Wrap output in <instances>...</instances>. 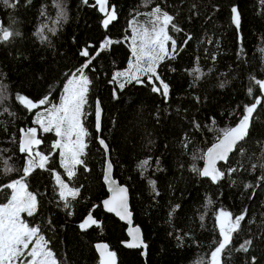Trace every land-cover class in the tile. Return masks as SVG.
Masks as SVG:
<instances>
[{
	"label": "trees",
	"instance_id": "obj_1",
	"mask_svg": "<svg viewBox=\"0 0 264 264\" xmlns=\"http://www.w3.org/2000/svg\"><path fill=\"white\" fill-rule=\"evenodd\" d=\"M15 2V7L0 2V29L19 33L0 42V86H6L0 98V185L23 174L26 154L19 151L20 130L33 127L37 109L29 112L16 95L36 103L47 96L48 104L40 107L54 103L66 79L86 60L80 51L91 45L89 51L94 55L105 38L114 41L85 70L91 80L83 118L89 136L82 159L88 171L77 166V175L68 180L51 149L54 134L37 133L38 151L50 155L46 167L70 187L80 189L79 196L70 200L73 214L69 216L58 205L51 171L37 168L26 181L39 205L34 216L21 217L40 228L59 264H98L93 247L97 241L116 253V264H208L220 241L215 223L220 210L231 213L233 219L245 216L222 254V264H252L253 258L256 264H264V97L253 114L249 135L230 153L227 163L218 165L226 173L224 179L213 184L192 170L200 169L204 150L221 130L231 127L245 105L261 95L252 79L264 74L261 0H107L117 15L107 29L102 24L105 15L99 14L92 0L88 5L82 0ZM157 6L173 16L180 29L169 26L168 34L176 42L175 58H166L157 69L170 86L167 101L151 92L146 78L144 85L127 84L122 91L109 83L130 58L125 41L129 21ZM232 6L241 15L239 30L231 22ZM41 28L43 41L36 34ZM195 68L202 73L198 81L195 73L189 74ZM97 101L101 107L99 136L108 146L113 177L128 189L133 223L147 245L143 256L140 249L121 245L126 239L125 225L100 206L106 193L101 182L103 152L94 129ZM145 159H149L146 170L139 167ZM5 162L15 170L5 174ZM229 167L238 170L227 175ZM148 180L156 182L159 195ZM9 194L8 189L0 191V203ZM176 205L179 208L170 217ZM88 212L99 227L80 231L78 225ZM248 240L252 241L248 252L235 251Z\"/></svg>",
	"mask_w": 264,
	"mask_h": 264
},
{
	"label": "snow or ice",
	"instance_id": "obj_2",
	"mask_svg": "<svg viewBox=\"0 0 264 264\" xmlns=\"http://www.w3.org/2000/svg\"><path fill=\"white\" fill-rule=\"evenodd\" d=\"M0 2L7 7L16 6L15 0H0ZM82 2L85 5L89 4V0H82ZM28 3H31V0H28ZM261 3L264 4V0H261ZM95 5H98L99 11L105 14L102 24L107 29L109 24L117 19L115 8L109 9L107 0H95ZM41 15H44V13L42 12ZM63 15L64 13L61 11L60 16L62 17ZM148 15L150 17V27L134 22L129 23L132 34L130 38L125 37L126 40H129L131 51L128 68L126 71H117L113 74L109 83L122 91L127 84L144 85V78H146L147 83L151 84V92L162 96L167 101L170 86L161 79L157 69L166 58H175L173 53L176 52V42L168 34L169 26L174 31H180V29L173 23L174 17L163 12L158 6L153 8ZM231 22L239 30L241 15L236 6L231 7ZM49 30L53 31V33L55 31L54 29ZM36 34L40 36L42 41L46 39L43 28L39 29ZM13 35H19V33H13L8 28L0 29V42H8ZM169 41H171V50L168 48ZM113 43L114 41L111 39L105 38L94 55L89 51V48L92 47L91 45L82 49L79 55L85 57L86 60L71 74V78L67 80L60 104L46 109L44 113H37V118L34 121L44 133L54 132L57 137L52 143L51 149L53 153L59 150L60 164L68 180H72L77 175V166H82L85 171H88L82 157L86 154L85 149L88 147L86 138L89 136V132L83 125L82 117L85 115L84 106L87 103L91 80L86 75L85 70L89 69L93 60L99 56L101 51L109 48ZM194 73V79L198 81L202 73H200L199 68H195L189 74L192 75ZM252 79L254 84L258 86L261 95L256 96L255 102L251 105H245L239 123L234 127L221 130V135L217 138V142L203 154V168L196 169L193 167L192 169L194 172H198L200 177L208 178L213 184L224 179L226 175L224 171L217 167L218 161L227 163L229 154L236 149L240 141L245 140L249 135V127L253 114L256 112L257 107L262 104L264 80L254 77ZM4 87L6 86H0V98H3L2 89ZM252 91L250 87L248 89L249 95H252ZM113 96L114 98L116 96L115 90L113 91ZM16 100L29 112L49 102L47 96L36 103L21 94L16 95ZM4 111H7V109L5 108ZM95 116L96 130L100 132L101 107L99 101L96 104ZM20 131L19 151L27 156L26 163L22 169L23 174L19 179H15L5 185H0V191L5 189L10 190L7 202L0 204V264H59L57 258L48 247L49 241L45 240L44 235L40 233V228L38 226H30L21 217L22 213H25L28 217L34 216L39 205L37 195L28 190L26 181L37 168L51 171L59 189L57 193L59 197L58 205L62 204L63 209L67 211L69 216L73 214L70 200H74L79 196L80 189L70 187L68 183L61 179L60 174L46 167L50 155L36 150L41 144V140L37 138L36 128L21 129ZM99 144L107 154L108 146L104 140L99 139ZM5 165V174L15 170L7 167L6 162ZM148 166L149 159L141 161L139 165L144 170ZM261 166L264 167V165ZM252 167L255 168L256 165L254 164ZM237 170V168L229 167L227 175H231ZM111 173L112 165L108 163L103 178L105 183L109 185V191L112 192V196L102 202L103 207L106 211L115 213L121 220H127L130 223L131 213L128 210L127 189L118 186L115 180L112 179ZM148 183L152 191L156 195H159L156 189V182L148 180ZM246 187H251V185H246ZM178 208L179 205L174 206L170 210L169 216L171 217ZM244 218V214H241L233 219L231 213L224 210L219 211L216 221L221 239L211 252L210 264H222V254L231 244L233 233L239 230L241 221ZM92 226L99 227V222L89 212L82 222L79 223L78 227L81 231H86ZM128 235L131 239L130 241L123 242L125 247L130 249L147 248V245L141 239L139 228L129 229ZM177 239L180 240L182 238L177 237ZM251 243L252 241L250 240L245 241L235 251L248 252V246ZM95 247L100 257L99 264H116V253L110 251L107 244L100 243L95 245ZM252 264H256L255 258H253Z\"/></svg>",
	"mask_w": 264,
	"mask_h": 264
},
{
	"label": "water",
	"instance_id": "obj_3",
	"mask_svg": "<svg viewBox=\"0 0 264 264\" xmlns=\"http://www.w3.org/2000/svg\"><path fill=\"white\" fill-rule=\"evenodd\" d=\"M94 1V3H95V0H93ZM96 6V9H97V11L99 12V14L100 15H102V16H104L105 14L104 13H101L100 11H99V6L98 5H95ZM99 50V49H98ZM262 80H264V74H263V76H262V78H261ZM97 104V103H96ZM96 104H95V111H96ZM242 117V116H241ZM241 117H239V119L231 126V127H234L237 123H239V120L241 119ZM231 127H229V128H231ZM29 128H33V127H26L25 128V130L26 129H29ZM94 129H95V131H96V135H97V143L99 144V139H102L100 136H99V133L100 132H97V130H96V116H94ZM20 136H21V132H20V135H19V139H20ZM217 142V139L215 140V141H213L205 150H204V152H203V154L204 153H206L207 152V150L214 144V143H216ZM99 147L101 148V150H102V152H103V167H102V175H101V182H102V184H103V186H104V190H105V193H106V195L100 200V206H101V209H102V211L103 212H105V213H107V214H110V215H112V216H114L118 221H120L122 224H124L125 225V229H124V232H125V236H126V239L125 240H123V241H121V245L123 246V247H125L124 246V241H130V236L128 235V232H129V229H135V228H139L136 224H134L133 223V216H132V212H131V210H130V206H129V194H128V189H127V187L124 185V184H121V183H119V181L116 179V178H114L113 177V168H112V173H111V175H112V179L113 180H115V182H116V184L118 185V186H121V187H124V188H126L127 189V198H128V210H129V212L131 213V217H130V223L127 221V220H121L115 213H112V212H108V211H106L105 210V208L103 207V201L104 200H106V199H109L111 196H112V192L111 191H109V185L107 184V183H105V181H104V171H105V168H106V166H107V164L108 163H110L111 164V162H110V159H109V153L107 152V154L105 153V150H104V148H102L101 147V145L99 144ZM230 155V154H229ZM202 157H203V155H202ZM220 163H225L224 161H218V163H217V167H218V165L220 164ZM203 166H204V160L202 159V161H201V166H200V169H202L203 168ZM89 214V212L82 218V220L87 216ZM82 220L80 221V222H82ZM99 222V221H98ZM96 227V226H95ZM89 229V228H88ZM87 229V230H88ZM79 230H80V228H79ZM81 231V230H80ZM140 235H141V239L143 240V237H142V234H141V231H140ZM143 242H144V240H143ZM100 243H104V242H102V241H97V242H95L94 244H93V247H94V251H95V253H96V255H97V257H98V264H99V259H100V257H99V253L97 252V250H96V247H95V245H97V244H100ZM145 243V242H144ZM104 244H106V243H104ZM125 248H127V247H125ZM135 249H140V254L143 256L144 254H145V249L144 248H135ZM110 251H112L111 249H109Z\"/></svg>",
	"mask_w": 264,
	"mask_h": 264
},
{
	"label": "rangeland",
	"instance_id": "obj_4",
	"mask_svg": "<svg viewBox=\"0 0 264 264\" xmlns=\"http://www.w3.org/2000/svg\"><path fill=\"white\" fill-rule=\"evenodd\" d=\"M93 1V0H92ZM151 12V11H150ZM149 12V13H150ZM149 13H144V15L143 16H141V17H134L133 19H131L130 21H129V23L130 22H134V23H136V24H139V25H144V26H147V27H150V24H149V19H150V17H149ZM131 34H132V31H131V29L129 28V33H128V36L127 37H131ZM126 41V44H127V48H128V50H129V52H130V58H131V51H130V46H129V40H125ZM168 48H169V50H171V41H169V43H168ZM129 58V59H130ZM128 62H129V60H128ZM127 68H128V63H127V65H126V67L123 69V70H119V71H126L127 70ZM75 72V71H74ZM73 72V73H74ZM117 72V71H116ZM116 72H114V74L116 73ZM72 74V73H71ZM71 78V75H69V77L66 79V81L64 82V84H63V86H62V88H61V91H60V93H59V95H58V98H57V100L54 102V103H52V104H49V105H47V106H44V107H38L36 110H35V112H34V114H33V117H32V126L34 127V128H36L37 129V133H39L40 135L42 134V133H44L43 131H42V129H40V127H39V125H37L36 123H34V121H35V119L37 118V113H44L45 111H46V109H48V108H51L52 106H54V105H59L60 104V102H61V98H62V96H63V94H64V87H65V85L67 84V80L68 79H70ZM84 112H85V106H84ZM85 116V115H84ZM84 116L82 117V121H83V118H84ZM51 133H53L54 134V132H51ZM54 136H55V134H54ZM57 139V137L55 136V139H54V141ZM54 141H52L51 142V145H52V143L54 142ZM36 150H38V149H36ZM56 153H57V156H58V162H59V165H60V167H61V164H60V157H59V150H56ZM26 159H27V156L25 155V158H24V165H25V163H26ZM62 168V167H61ZM62 170H63V173H64V169L62 168ZM65 174V173H64ZM65 176H66V174H65ZM53 177V180H54V184H55V187H56V191H57V193H58V191H59V189H58V187H57V185H56V182H55V179H54V176H52ZM19 179V178H18ZM10 195V194H9ZM8 199V198H7ZM7 202V200L5 201V202H3V203H6ZM3 203H0V204H3ZM218 213H219V211L216 213V216L218 215ZM22 214H25V213H22ZM22 214H21V216H22ZM26 215V214H25ZM216 216H215V223H216V226H217V228H218V225H217V221H216ZM218 231H219V228H218ZM220 239H221V237H220ZM214 250V249H213ZM212 250V251H213ZM211 251V252H212ZM210 259H211V253H210V255H209V260H208V264H210Z\"/></svg>",
	"mask_w": 264,
	"mask_h": 264
},
{
	"label": "bare ground",
	"instance_id": "obj_5",
	"mask_svg": "<svg viewBox=\"0 0 264 264\" xmlns=\"http://www.w3.org/2000/svg\"><path fill=\"white\" fill-rule=\"evenodd\" d=\"M100 134V133H99Z\"/></svg>",
	"mask_w": 264,
	"mask_h": 264
}]
</instances>
